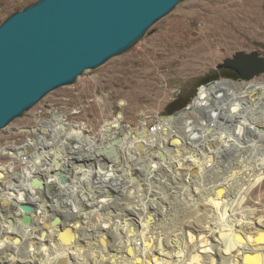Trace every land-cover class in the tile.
I'll list each match as a JSON object with an SVG mask.
<instances>
[{"label":"rangeland","instance_id":"1","mask_svg":"<svg viewBox=\"0 0 264 264\" xmlns=\"http://www.w3.org/2000/svg\"><path fill=\"white\" fill-rule=\"evenodd\" d=\"M37 1L18 0L8 3L0 10V25L13 13ZM238 52L258 53L264 57V0L182 2L171 14L156 23L129 52L110 60L102 67L85 72L75 84L50 93L23 117L2 130L0 172L9 176L13 182L29 176L32 159L20 153L32 142L29 147L38 144L33 150L43 151L44 145L41 143L44 140L39 123L46 121L54 112L62 114L63 122L69 126V129L60 134L59 140L72 135L90 136L99 144L104 136L106 143H110L115 128L130 126L134 130L133 135L141 130H148L156 135L161 133L156 130L160 126L163 132L158 136L170 137V151L181 146L186 153L195 154L190 156V161H194L196 177L185 172L182 176L174 177L173 169L155 162L149 169L146 165H141L142 177L135 175L130 178V182L122 181L114 189L111 188L110 202L104 204L105 207L100 208L101 210L98 207L102 219L92 222L97 228L107 232L112 230L113 220L117 224L127 221L126 225L131 228L136 220L132 214L138 213L143 206L147 210L150 208V211L157 208L160 211L162 208L166 213L162 230L160 228L158 231H164L166 245L169 244L173 231L186 222L193 225L192 230L211 223H215L217 227L225 226L226 215H218L211 210L212 196L217 195L215 190L222 186V182L229 185L234 183L233 193L238 191L246 174L264 159V140L254 138L261 147L257 154L252 153V147L248 146L238 156L233 152V155L226 152L215 155V151L209 152L206 148L184 143L185 128L182 121H175L169 129L165 123L160 124V118L172 115L169 114L168 106L178 98L183 104L190 105L200 88L214 79L240 82L239 73L225 66L226 60L233 58ZM245 82L242 89L248 91L250 83L264 85V75ZM259 125L264 129L263 118ZM23 129L28 131L22 132ZM155 148L167 154L162 150L163 147L156 145ZM119 153L123 156V152ZM17 154L21 156L16 158ZM125 154L128 155L127 159L131 154L134 162L139 158L133 156V151L130 150ZM169 155L167 157L170 160ZM121 162L119 160L118 165ZM114 163H117L116 160ZM136 166L139 168L138 162ZM226 177L233 180L226 182ZM127 188L128 201L124 193ZM25 191V199L31 200L33 193ZM101 196L106 195L99 194V198ZM69 208L72 210L70 214L75 215L74 208ZM236 208L233 213L237 215H233L234 217L241 219L245 216V220L254 221L248 235L252 238L260 237V230H264V160L253 172L250 186L241 195ZM122 223L120 226L124 227ZM230 230L232 229L227 232ZM121 233H125V228ZM110 240L113 242V239ZM52 247L51 243L44 246L48 250ZM42 261L39 255H35L27 264H42ZM214 264L222 263L215 257Z\"/></svg>","mask_w":264,"mask_h":264},{"label":"bare ground","instance_id":"2","mask_svg":"<svg viewBox=\"0 0 264 264\" xmlns=\"http://www.w3.org/2000/svg\"><path fill=\"white\" fill-rule=\"evenodd\" d=\"M244 84L246 82L223 79L209 87L202 86L188 111L171 121L160 118V124L165 123L171 129L175 121H182L185 142L182 141L209 152L215 151V155L226 152L238 156L248 146L257 154L261 147L254 138L264 140V129L259 125V121L264 120V85L250 83L253 88L245 91L242 89ZM62 117L54 112L39 123L44 136L43 151L33 150L38 144L29 147L32 142L20 153L32 159L27 178L13 182L0 172V264H27L35 255L40 256L42 264H214L215 257L222 264H264V230H260V237L252 238L248 234L254 221L245 220V216L237 219L234 217L237 214L233 213L263 158L246 174L236 193L232 190L234 183L223 182L215 190L217 195L213 192L211 210L226 215L225 226L219 225V228L210 222L192 230L193 225L186 222L173 231L166 245L164 231H158L166 213L162 208L150 211L143 206L138 213L132 214L136 218L135 222L132 220L135 225L129 228L127 221L117 224L113 220L110 232L97 228L92 220L102 219L98 210L110 202L111 188L122 181L130 182L135 175L142 177L141 165L149 169L155 162L173 169L174 177L182 176L184 172L196 177L194 161H190L194 153H186L181 146L170 151V137L158 136L163 132L159 125L156 130L161 133L156 135L148 130L133 135L130 126L115 128L110 143H106L104 136L99 144L90 136L72 135L59 140L60 134L69 129ZM118 139L121 141L115 143ZM156 145L163 147L168 155L171 153L170 160L165 152L156 150ZM127 150L139 158L134 162L130 154L127 159ZM119 152H123V156ZM20 154L15 155L16 158ZM119 160H122L121 165H118ZM69 166H73L67 172L69 181L61 184L57 170L61 168L66 172ZM35 180L45 182L46 189L34 188ZM232 180L228 177L226 182ZM128 188L124 191L127 201ZM25 190L33 193L31 200L25 199ZM99 194L106 196L101 199ZM45 198L49 200L42 208ZM25 202L35 205L32 221L27 224L23 221L25 214L20 210V205ZM70 206L75 215L70 214ZM58 215L62 221L53 224ZM230 228L232 230L227 232ZM46 243L53 247L45 249Z\"/></svg>","mask_w":264,"mask_h":264},{"label":"water","instance_id":"3","mask_svg":"<svg viewBox=\"0 0 264 264\" xmlns=\"http://www.w3.org/2000/svg\"><path fill=\"white\" fill-rule=\"evenodd\" d=\"M185 1L38 0L10 15L0 25V132L50 93L129 52ZM225 66L239 73L240 82L264 75V57L258 53L238 52ZM189 109L190 105L161 119L171 121ZM72 168L66 172L58 168L61 184L68 183L67 172ZM32 186L46 189L43 181L35 180ZM48 200H43L42 208ZM20 210L24 223H30L35 205L25 202ZM61 221L58 215L53 224Z\"/></svg>","mask_w":264,"mask_h":264},{"label":"trees","instance_id":"4","mask_svg":"<svg viewBox=\"0 0 264 264\" xmlns=\"http://www.w3.org/2000/svg\"><path fill=\"white\" fill-rule=\"evenodd\" d=\"M218 80V79H217ZM213 81H216L215 79ZM187 105L183 104L181 102V99L178 98L177 100H175L174 102H172L169 106H168V110H169V114H173L183 108H185Z\"/></svg>","mask_w":264,"mask_h":264},{"label":"flooded vegetation","instance_id":"5","mask_svg":"<svg viewBox=\"0 0 264 264\" xmlns=\"http://www.w3.org/2000/svg\"><path fill=\"white\" fill-rule=\"evenodd\" d=\"M15 1H18V0H0V10L5 8L8 3L15 2Z\"/></svg>","mask_w":264,"mask_h":264}]
</instances>
